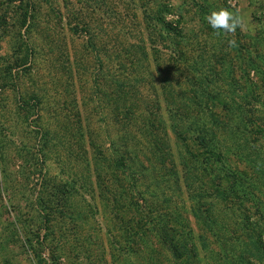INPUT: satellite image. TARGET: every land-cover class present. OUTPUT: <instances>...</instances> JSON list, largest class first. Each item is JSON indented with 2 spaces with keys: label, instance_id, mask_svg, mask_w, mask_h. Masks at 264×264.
Here are the masks:
<instances>
[{
  "label": "rangeland",
  "instance_id": "1",
  "mask_svg": "<svg viewBox=\"0 0 264 264\" xmlns=\"http://www.w3.org/2000/svg\"><path fill=\"white\" fill-rule=\"evenodd\" d=\"M220 8L238 11L246 30L218 35L207 17ZM261 77L264 0H0V264H178L152 233L132 231L133 205L116 211L113 197L122 188L107 181V139L124 135L144 145L155 112L177 159L169 114L179 101L202 103L191 93L200 87L208 109L200 119L221 123L214 129L223 146L231 152L239 145L235 152L245 159L264 155V90L250 86ZM183 92L188 101L174 98ZM117 95L119 112L134 108L131 114L114 117ZM156 154L143 150L146 172L157 165ZM245 159L237 166L249 177L236 186L255 194L243 202L254 222L250 207L257 200L264 205V170L252 172ZM161 175L160 189L178 206L149 193L146 201L160 202L163 209H154L162 214L187 209L182 182L169 192ZM148 181L140 179L138 187ZM181 211L199 264H239L232 259L244 242L230 234L240 225L233 206L210 231ZM214 232L232 238L216 242ZM255 232L264 246V227Z\"/></svg>",
  "mask_w": 264,
  "mask_h": 264
},
{
  "label": "trees",
  "instance_id": "2",
  "mask_svg": "<svg viewBox=\"0 0 264 264\" xmlns=\"http://www.w3.org/2000/svg\"><path fill=\"white\" fill-rule=\"evenodd\" d=\"M26 11L28 13V8L25 5L24 12ZM166 31L179 35V32L170 26L167 27ZM248 66L257 68L254 62H250ZM240 73L241 77L248 74L245 72V68ZM231 81L235 83L236 79L231 77ZM258 81L259 83L257 84L251 82L250 86H260L264 90V77L259 78ZM248 91L255 98V94L253 95L250 88ZM253 91L256 92L255 90ZM191 93L197 97L199 95L204 101L192 106L186 104V101H179L175 103L173 112L170 111L169 114L172 117L170 129L179 147L177 159L174 160L169 152L170 149L165 136L166 132H164L162 127L161 118L155 112L154 115L151 114L152 116L146 121V124L144 120L142 121L146 125L143 130V137L145 136L144 145L136 140L133 141V139L131 141V138L127 139L124 135L117 138L109 135L107 139L109 140L107 144V181L112 182L113 184L111 183V185L122 188L117 194V198L120 197L122 200L121 203H118V199L113 197L114 205L117 206L116 211L119 213L124 212L128 210L129 206L133 205L134 212L138 216L134 218V228L131 225L129 226L134 233L140 229L142 233H152L156 237L157 242L169 251L175 263L199 264L196 257L192 229L189 223L183 222L179 218L182 214L181 209L192 215L197 223L204 226V229L210 231L211 225L217 222L215 219L219 216L223 217L225 209L233 206V209L240 216V225L231 231L230 234L235 236L234 241L239 238L240 240L242 239L244 246L240 247L238 254H235V259H231L239 264H264V246H262L260 234L255 232L258 225L264 227V205L263 207L261 206L263 202L257 200L250 207L254 209L251 214L254 213L256 215L255 221L252 222L251 215H248L249 208L243 205V202L250 200L251 197L248 194L254 197L255 194L252 189L248 191L236 186V183H240L244 178L248 179L249 177L244 169H240L237 166V162L241 161V158H245L240 153H236L240 150L238 149L240 148L239 145L235 146L234 151L231 152L223 146L214 129L215 126L221 123L212 121V119L210 121L200 119L202 111L208 110L200 87H194ZM214 93L212 95L217 96L220 91L217 90ZM170 95L171 97L174 96ZM178 97L188 101V97L184 92L183 94L175 95L174 98ZM120 100L123 99H120L118 95L112 98L111 112L116 118L119 114H125L126 116L129 112L131 114L134 111V108H128V110L124 109L119 112V105L123 104V102H119ZM246 106L250 108L249 104ZM259 131L261 130L259 129ZM244 141H246V138ZM137 144L139 147H136ZM144 149H149L152 154L157 153L155 155L157 165H150V170L147 172L145 171L147 167L140 160ZM228 152L229 154H234V159L229 157ZM142 158L147 159L150 157L143 154ZM245 160L246 164L250 166L249 170L252 172L253 167L256 169L255 173L264 170V155H259L256 158L246 156ZM161 174H164L167 178L166 182L170 181V185L166 186V190L169 192H174L173 189V191H170L171 184H173L175 189L179 188L181 182L185 186L187 189L186 197L189 202L187 209L177 207V199H171L173 202L170 201V197H166L163 188L160 189L162 182L159 184L160 179L158 178H160L159 175ZM145 177L150 180L148 184L138 187L139 180ZM144 193H149L151 197L160 199V202L166 203V205L176 203L177 206H174L171 212L169 210L162 214L159 212L163 209L161 207L162 204L160 202H156V204L147 202L145 199L147 194ZM124 199L126 202H124ZM139 199L143 200L144 206H141L138 202ZM181 205L185 206L183 202ZM214 205H220V208H222L217 209ZM139 207H144V211H141ZM43 215L45 220L49 221V215L45 213ZM218 225L219 227L223 226L222 223ZM255 233L258 235L254 236ZM223 234L219 232L220 237L218 239V235L216 237V232H214V241H222V243L230 241L232 236L227 237ZM200 243L203 246L205 245L202 241ZM232 244L237 249V242ZM249 244L252 249H250ZM191 259H193V262Z\"/></svg>",
  "mask_w": 264,
  "mask_h": 264
},
{
  "label": "clouds",
  "instance_id": "3",
  "mask_svg": "<svg viewBox=\"0 0 264 264\" xmlns=\"http://www.w3.org/2000/svg\"><path fill=\"white\" fill-rule=\"evenodd\" d=\"M207 22L211 28L219 35L221 32L226 34H235L237 29L246 30V24L243 17L237 12L230 11L228 8H220L212 11ZM229 47L237 46L235 39L230 40Z\"/></svg>",
  "mask_w": 264,
  "mask_h": 264
}]
</instances>
